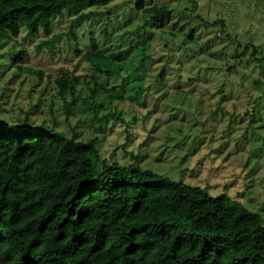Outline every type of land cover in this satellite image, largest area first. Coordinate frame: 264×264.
I'll use <instances>...</instances> for the list:
<instances>
[{
	"label": "trees",
	"instance_id": "obj_1",
	"mask_svg": "<svg viewBox=\"0 0 264 264\" xmlns=\"http://www.w3.org/2000/svg\"><path fill=\"white\" fill-rule=\"evenodd\" d=\"M112 1L0 0V33L14 38L22 26L28 35L49 32L67 16L68 30L61 34L93 69L85 82L89 104L96 106L89 107L97 111L101 101L112 110L126 99V87L130 98L141 97L144 84L128 86L133 81L128 65L134 81H142V69L153 61L146 41L152 28L172 15L169 5L146 6L137 0L133 8L142 11L144 22L108 51L97 34L80 35L79 30L84 18L103 14L90 6ZM133 8L128 4L124 12ZM114 23L110 20L105 28L107 38L116 33ZM196 27L179 36L195 41ZM61 34L40 41L35 49L42 51ZM136 47L139 54L125 59ZM103 64L119 70L105 73ZM33 73L44 77L42 71ZM56 83L63 96L77 97V79L60 75ZM115 113L106 117L115 118ZM98 143L97 138L70 136L56 122L34 123L29 115L7 120L0 114V264H264L260 213L226 194L213 197L205 187L139 164L108 163Z\"/></svg>",
	"mask_w": 264,
	"mask_h": 264
},
{
	"label": "rangeland",
	"instance_id": "obj_2",
	"mask_svg": "<svg viewBox=\"0 0 264 264\" xmlns=\"http://www.w3.org/2000/svg\"><path fill=\"white\" fill-rule=\"evenodd\" d=\"M136 1L90 6L103 14L84 18L79 34L94 32L102 38L101 47L117 49L128 31L144 22L142 11L133 8ZM144 3L169 5L172 15L153 27L146 41L152 45L148 52L153 61L142 69V81H134L133 66L128 65L134 81L128 86L144 84L139 86L140 98H130L126 87L122 92L126 99L115 109L103 107L101 101L97 111L90 109L96 103L90 106L85 81L93 69L61 34L68 30L66 16L49 32L28 35L22 26L14 38L0 33V114L7 120L29 115L34 123L56 122L81 140L97 138L101 157L108 163L139 164L205 187L213 197L226 194L264 218V0ZM128 4L133 9L124 12ZM186 13L194 14L193 20ZM110 20L116 33L107 38L104 31ZM192 27L198 28L195 41L183 40L179 35ZM56 34L61 37L53 44L40 52L35 49ZM137 50L125 59L132 60ZM35 70L44 77L40 79ZM100 70L117 72L119 67L103 64ZM60 75L80 82L77 97L60 93L56 83ZM103 102L108 104L106 97ZM113 110L115 118H107Z\"/></svg>",
	"mask_w": 264,
	"mask_h": 264
}]
</instances>
